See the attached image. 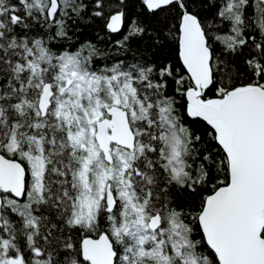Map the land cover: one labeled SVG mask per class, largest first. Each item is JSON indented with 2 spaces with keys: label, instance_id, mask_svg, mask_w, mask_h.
Listing matches in <instances>:
<instances>
[{
  "label": "snow or ice",
  "instance_id": "6c2138e0",
  "mask_svg": "<svg viewBox=\"0 0 264 264\" xmlns=\"http://www.w3.org/2000/svg\"><path fill=\"white\" fill-rule=\"evenodd\" d=\"M0 264H264V0H0Z\"/></svg>",
  "mask_w": 264,
  "mask_h": 264
},
{
  "label": "trees",
  "instance_id": "16d2710c",
  "mask_svg": "<svg viewBox=\"0 0 264 264\" xmlns=\"http://www.w3.org/2000/svg\"><path fill=\"white\" fill-rule=\"evenodd\" d=\"M85 35L92 36V33L90 31H87ZM83 38V37H82Z\"/></svg>",
  "mask_w": 264,
  "mask_h": 264
}]
</instances>
